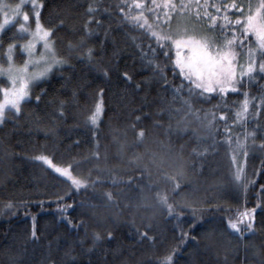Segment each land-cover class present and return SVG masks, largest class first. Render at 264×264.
Returning a JSON list of instances; mask_svg holds the SVG:
<instances>
[{"label": "trees", "instance_id": "1", "mask_svg": "<svg viewBox=\"0 0 264 264\" xmlns=\"http://www.w3.org/2000/svg\"><path fill=\"white\" fill-rule=\"evenodd\" d=\"M169 2L189 7L183 15L170 12L166 22L164 0H155L160 7L142 0L140 9L134 0H43L41 23L53 27L54 48L70 64L31 87L19 113L7 111L0 126V264H162L178 243L174 264H264V109L255 113L253 101L251 115L232 122L241 93L264 92V73L244 78L239 92L189 93L170 60L151 52L149 30L132 19L141 11L155 31L171 34L189 20L200 35L208 33L207 18L195 15L204 0ZM252 37L245 46L255 45ZM24 40L16 25L3 32V64L7 45ZM23 59L17 47L16 63ZM156 61L167 84L154 71ZM100 66L107 77L96 71ZM100 97L103 116L93 127ZM41 155L71 165L87 186L77 189L38 161ZM234 156L243 163L241 180ZM58 196L73 207L61 212ZM245 208H256L254 227L234 233L227 221Z\"/></svg>", "mask_w": 264, "mask_h": 264}, {"label": "snow or ice", "instance_id": "2", "mask_svg": "<svg viewBox=\"0 0 264 264\" xmlns=\"http://www.w3.org/2000/svg\"><path fill=\"white\" fill-rule=\"evenodd\" d=\"M141 3L142 0H134L137 9L141 8ZM30 4L32 16L35 19L34 29L29 24V12L23 10V0L22 3L15 5L11 17L5 13V23H0V29H4L6 23H11L14 19L19 18L20 22L17 24V28L22 33H28L30 37L25 43L18 45L21 49V55L24 56L21 64L17 65L13 61L14 49L17 47L15 42L7 45V67L0 64V80L6 77V81L0 84V95H2V98H0V123H3L6 119V109L17 113L21 110V101L30 97V89L34 81L46 77L54 66L70 64V60L59 55L53 46V27H45L41 23L40 14L43 0H30ZM152 4L155 7H160L156 5L155 0H152ZM3 7L4 5H0V9ZM143 7L148 8V5L144 4ZM188 7L183 2L176 5L170 3L169 0H164V20L168 22L170 20L169 14L173 11L177 12L178 15H183ZM196 7L195 15L198 18L206 17L210 25L208 33L200 36L190 34L188 28L173 31L171 34H165L163 30L155 31L153 26L148 24V18L141 11H138L137 16L132 19L136 21L138 27L149 30V48L151 52L155 54L159 49L164 57L170 60L174 74H178L182 81L186 80L188 82L189 93L196 90L200 96L212 93L223 96L229 90L239 92L244 77L247 76L249 79H253L257 66L259 72L264 73V59L257 60V54L264 58V0H258L256 5L246 4L244 0H228L227 3H224L223 0H220V3L204 0L202 4L198 3ZM120 11L124 12V8L122 7ZM89 19L91 20L92 17L90 16ZM156 19L159 20V16ZM141 20L143 23H140ZM60 23L62 24L63 21ZM249 34L255 37L256 46H249L245 53L244 42ZM132 39L136 38L132 37ZM153 40L156 48L151 47V41ZM38 42H42V47L39 49L37 48ZM69 46L71 47V44ZM139 46L143 47V45ZM92 55L93 49L88 48L87 57L89 60L92 59ZM144 55H147V53H144ZM245 55L246 63L241 64L240 61ZM238 68L239 72L237 71ZM96 71L105 77L109 75V69L103 66L96 68ZM154 71L160 74V78L164 80L165 84L168 83L164 68L159 61L154 64ZM122 75L126 79H131L127 71L123 72ZM182 90V86L174 88V92L177 93ZM103 91V88L99 89L101 95ZM241 94L244 99L239 102V111L236 112L235 118H232L233 123L236 122V119H241V113H243L244 118L251 115L249 106L253 101H255L253 105L255 113H260L264 109V92L258 98L251 96L247 91ZM39 99L40 97L37 96L36 100L39 101ZM60 110L63 111V102ZM100 111L101 104L98 102L91 117L93 123H95L96 116ZM219 115L225 120L229 119L224 110H221ZM142 134L143 130L141 129ZM227 134L230 136V131ZM38 159L44 161L55 173L66 177L77 189L82 185L87 186L88 181L86 179H80L73 175L71 165L56 163L48 155H41ZM233 160L235 161V156ZM240 171L241 169L237 168L236 179H240ZM261 190L264 191V185H261ZM63 199L62 196L57 197V207L61 212H67L73 205L60 203L59 201ZM161 200L166 204L168 210L172 211L173 206L167 204L166 198L161 197ZM6 207L11 208V202ZM255 211L256 208H245L237 214L235 219H228V226L233 231L243 235L245 231L253 229ZM64 219L67 220L69 226L77 227V225H73L70 218L64 217ZM31 235L33 239L37 238L35 225H33ZM111 235L112 233L109 232L108 236L111 237ZM140 235L148 238L147 232L140 233ZM181 237H187V233L183 230L181 231ZM96 239H99L98 233ZM178 247L179 243L169 250L162 264H174V255Z\"/></svg>", "mask_w": 264, "mask_h": 264}, {"label": "rangeland", "instance_id": "3", "mask_svg": "<svg viewBox=\"0 0 264 264\" xmlns=\"http://www.w3.org/2000/svg\"><path fill=\"white\" fill-rule=\"evenodd\" d=\"M20 3H22V0H20L19 1V3H17V4H20ZM249 3H251V4H253V5H256L257 3H258V0H255L254 2H249ZM17 4H15V5H17ZM0 5H4V7L2 8V9H0V23H5V21H4V14L5 13H7V15L9 16V17H11V15H12V11H13V9L15 8V5H10V4H8L7 2H6V0H0ZM23 10H25V11H28L29 12V16H30V19H29V24L31 25V27L34 29L35 28V19H34V17L32 16V12H31V4H30V0H23ZM20 22V19L19 18H16V19H14L11 23H6V25H5V28L4 29H0V36L3 34V32L6 30V29H8L9 27H11V26H13V25H16L17 26V24ZM175 26V25H174ZM180 26V27H179ZM176 27V26H175ZM178 29L177 30H183L184 28H188L189 30H190V34H195V35H197V36H200V32H199V29H197V27L194 25V23L193 22H190L189 20H183V22L182 23H180V25H178ZM18 29V28H17ZM176 30V31H177ZM18 32L21 34V36H23V37H25V40L24 41H21V42H16L15 44L17 45V47H18V45L19 44H22V43H25L30 37H29V34L28 33H26V32H20L19 31V29H18ZM250 37H252V35L251 34H249V36L246 38V39H248V40H246V41H249L251 38ZM253 39H254V41H255V37L253 36L252 37ZM54 46V45H53ZM250 46V44L248 43V45H244V51H245V53H246V51H247V49H248V47ZM256 46V44L253 46V47H255ZM16 47V48H17ZM42 47V42H38L37 43V48L39 49V48H41ZM16 48L14 49V53H13V61H14V63L15 64H17V65H19L18 63H16V61H15V57H16ZM20 49V48H19ZM20 51H21V49H20ZM5 58H6V53H5ZM260 59H262L258 54H257V60L259 61ZM7 60V59H6ZM240 63L241 64H244V63H246V55H245V57L243 58V59H241V61H240ZM0 64H3L2 63V61H1V59H0ZM5 67H7V64H3ZM64 66V65H63ZM60 67H62V66H54L53 67V69H52V71L51 72H49V74L46 76V77H43V78H41L40 80H37V81H34L33 83H32V85H31V87H33L35 84H37V83H40L41 81H44V80H46V79H48L49 78V76L51 75V73L53 72V71H55L56 69H58V68H60ZM237 71L239 72V68L237 69ZM256 71H259V68H258V66H257V70ZM244 78H247V76H245ZM238 79H239V77H238ZM4 80H6V77L4 78ZM30 99V97L29 98H27L26 100H24V101H21V105H22V103H24L25 101H28ZM100 104H101V111L97 114V116H96V120H95V123H93V121H92V119H91V117H92V115L90 116V123H91V125L93 126V127H98V124H99V122H100V120H101V118H102V116H103V110H104V107H103V100H102V98L100 97V99H99V101H98ZM97 102V103H98ZM96 103V104H97ZM7 111H13V110H8V109H6V112ZM94 111H95V109H94ZM13 112H15V111H13ZM15 113H17V112H15ZM19 113V112H18ZM93 114V113H92ZM2 125V123H0V126ZM237 153L239 152V150H237L236 151ZM240 157H242V155L240 156ZM38 161H40L43 165H45L47 168H49V169H51L47 164H45V162L44 161H42V160H40V159H38ZM235 163H236V172H237V168H240L241 169V171H242V169H243V163L242 162H239L238 163V161H237V159H235ZM52 170V169H51ZM53 171V170H52ZM241 171H240V173H241ZM54 172V171H53ZM56 174H58L59 176H61L62 178H64V179H66V180H68L66 177H64V176H62L61 174H59V173H56ZM241 177H242V175H241ZM241 177H240V180H241ZM69 181V180H68ZM231 229V228H230ZM232 230V229H231ZM233 231V230H232ZM234 233H236L235 231H233Z\"/></svg>", "mask_w": 264, "mask_h": 264}]
</instances>
